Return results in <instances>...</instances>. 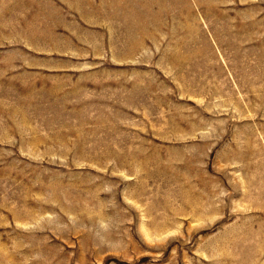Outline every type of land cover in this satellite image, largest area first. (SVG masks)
<instances>
[{
    "label": "rangeland",
    "instance_id": "374dc122",
    "mask_svg": "<svg viewBox=\"0 0 264 264\" xmlns=\"http://www.w3.org/2000/svg\"><path fill=\"white\" fill-rule=\"evenodd\" d=\"M0 264H264V0H0Z\"/></svg>",
    "mask_w": 264,
    "mask_h": 264
}]
</instances>
